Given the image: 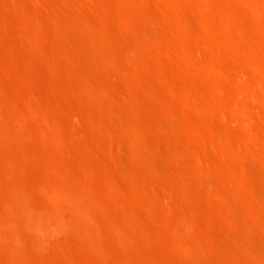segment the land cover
I'll return each mask as SVG.
<instances>
[{"label":"bare ground","instance_id":"1","mask_svg":"<svg viewBox=\"0 0 264 264\" xmlns=\"http://www.w3.org/2000/svg\"><path fill=\"white\" fill-rule=\"evenodd\" d=\"M14 1L17 16L12 9L11 14L8 0H0V246L10 249L18 264H94L88 251L98 257L96 264H264V0H247L258 39L235 17L233 26L222 25L229 44L236 40L237 25L247 65L240 68L255 71L258 83L239 75L240 85L232 86L230 94L220 80L212 84L204 79L197 84L201 88L183 96L193 106L200 101L191 93L211 91L220 103H212L208 118L229 116L244 126L248 137L237 138L232 127L220 129L215 121L206 122L211 137H204L205 128L188 111L174 131L181 139L177 147L162 137L164 146L148 142L147 151L141 147L143 121L123 108L144 110L123 92L110 68L133 75L125 60L134 57L135 46H144L142 35L150 32L131 11L133 0H117L116 15L111 0H33L36 8ZM167 4L183 27L180 33L194 39L179 12L182 0ZM70 5L78 18L59 13ZM46 6L70 41L71 48L56 45L63 62L44 43L53 37L45 28L50 17L43 14ZM86 6L106 11L95 21ZM144 16L148 24L157 21L167 31L176 29ZM69 21L86 27L81 36L67 32ZM15 22L23 28H14ZM118 25L122 33L116 32ZM16 28L33 43H19ZM155 40L170 43L167 38ZM228 54L239 63L231 51ZM210 64L211 72L226 75L218 62ZM189 70L193 78L200 77L197 65ZM97 151L111 153L112 159L99 157ZM128 151L135 164L123 159ZM225 155V163L217 161H224ZM165 157L181 162V167L177 162L162 167L159 161ZM40 164L51 178L38 172ZM213 170L220 177H212ZM145 172L152 174L149 184L155 188L157 177L170 180L164 193L159 188V194L149 191ZM121 174L128 176V183L120 181ZM97 178L104 180V187ZM65 245L81 251L80 261L67 252L45 254L46 248Z\"/></svg>","mask_w":264,"mask_h":264},{"label":"rangeland","instance_id":"2","mask_svg":"<svg viewBox=\"0 0 264 264\" xmlns=\"http://www.w3.org/2000/svg\"><path fill=\"white\" fill-rule=\"evenodd\" d=\"M11 1L12 0H10L11 3L10 5L8 0V4L9 6H11V8L9 7L10 12L12 14V12L14 11L13 13H15L17 16L18 14L14 10L16 7L14 3L16 2L15 1L11 2ZM34 1L24 0L25 3L26 2L29 3V4L27 3L28 6H30L31 8L32 7L36 8L37 4ZM160 1H162L163 4H160L158 0H146L144 2L141 0H133V3L131 4V8H130L131 11L134 14H137L140 19V22L144 24L146 29L150 30V32L143 33L142 35L141 40L142 43H144V46H138V45L135 46L136 49L134 52L135 54L134 57L132 59L126 58L125 60L126 66L132 67L131 70L135 71L133 75L128 74V71L122 73L118 69L114 67H110L112 71H115L118 74V81L121 82L123 92L125 94H129L130 96H132L134 100L137 101V103H139L142 109L144 110L143 113H140L134 107L126 106L123 108V110L128 114H130L133 119L139 118V121L140 120L143 121L144 127L141 129V132L144 141L142 142L141 147L147 151L148 142H155L153 144L162 147L164 146V141L162 140V137L166 138L170 143H172V145L177 147L181 139L179 136L175 134L176 132L174 131L176 130V126L180 124L182 121V117H183L182 113L184 112L188 113V111H189L188 114H191L192 112L191 116L193 119L196 118L194 119L195 121L196 120L197 122L199 121L198 124H200L201 128L203 127L205 128L202 130L203 134L205 133L204 137L207 138L211 137L209 136L210 134L208 135L209 133L208 129L206 130V125H207L206 122L208 123L210 121H215L216 125L219 126L220 129L222 128L225 129L226 127H232L231 129L235 134H237V138L238 136L239 138H241L242 136H243L242 138H247L248 135L247 132H245L244 126L242 127L241 126L242 124L240 122H236L235 120L231 119L229 116L227 117L226 115L223 116V114L221 115L217 114L211 116L212 118L209 117L211 118V120L208 118V115L214 110V105H212V103L213 102L217 103V101L218 104L220 103L218 97L214 96V94L211 91H209L210 93L209 92L205 93V91L197 90L195 94L191 93V98L196 97L199 99L200 101L199 104H201L200 106L201 108H199L198 103L197 105L196 103L195 104L193 103L195 106L194 105L192 106L191 105L192 103L189 102L186 98H183V96L186 92H188V90L201 88L202 86L197 84L202 83L204 79L207 83H212V84L219 82L220 80L221 84L224 85L223 87L226 88L225 89L227 91L226 93H230V94L232 93L231 92L232 86L240 85L238 84L239 75H244V77L247 80H249L250 82L253 81L252 83L257 81L258 76L257 77L255 76L257 75L255 71L254 73L252 70H251L252 72L248 71L247 73H245L243 71L244 69L240 68V66L246 68L247 65L245 64V59L242 53L243 48L245 47L244 46L245 40L241 37L240 33L236 31L237 25L234 28L236 33V40L234 41L233 44L228 43L226 34L224 33L225 31L223 30V26H222L224 23H229L232 24L233 26V22H234L233 17H235L244 24L246 30L250 32L251 35L254 34L253 35L254 40L258 39V33H257L258 28L255 25V22H253L254 20L252 16L249 14L250 13L249 8L247 7L249 6L248 1L247 0H209V1L205 0L208 2V4L204 5L202 3V0H182L181 8L183 10L180 9L179 12L181 13V15L183 14L182 16L185 15L184 18L188 20L187 21L188 26H190L191 31L194 34V39L187 37V34L182 35L180 33L183 31V27L181 23L173 15V11H175L176 7L174 8L173 3H171L170 4L171 7L173 6L172 8L173 11H172L167 4V2H170L172 0L170 1L165 0L166 2L164 0H160ZM116 2L117 0L110 1L112 9L115 8L117 4ZM164 3L167 5H165ZM86 7L88 13L93 15V16L91 15V17L92 18L94 17L93 19L95 21L100 20L102 14L106 11L105 9H100L97 12L92 8L90 10V6H86ZM45 8L46 10H44ZM45 8L43 9L45 12L44 11H43L44 13L42 12L43 14L46 15V17L45 15L44 17L48 18L50 16L49 19H51V20L46 19L45 28L47 32L52 34L53 37L46 38L44 40V43L47 45L46 47L47 48L49 47V49L54 51L61 60V56L56 50V45L58 44L63 48H71L70 41L64 37L63 35L64 30L62 31L63 28H61V26H59L58 24L54 23V21L52 20L50 13L52 12V10H50L49 7L47 8V6ZM67 8H69V10L68 9L67 10L70 14H68V12H65L67 10L65 11L59 10L61 11L59 13L62 15H65V13H67L66 18L67 17L69 18L70 15L74 16L75 18L79 17L76 11L72 12L73 9H75L74 6H72V11H70L71 5L70 7L68 6ZM102 10L104 11L102 12ZM62 11L64 12L62 13ZM46 13L48 14L50 13V15L48 16ZM111 13L116 15V13L118 12L115 9H113L111 10ZM145 13L149 14L152 18H154V20L162 19L167 25L171 27H175L176 29L174 31H167L157 21L152 24H148L144 16ZM230 14L232 16H230ZM15 23L16 25H14V28L16 26L20 27L22 25L20 27V29H22L24 26L21 23H20L21 25H19L18 22ZM82 26L83 25L81 23L77 25H73L69 21L66 24L67 32L71 33L74 36H78V35L81 36L82 30L86 28L85 26L83 27ZM95 28H97V26H95ZM115 28L117 30V31L115 30L116 32L122 33V30L120 31L119 29L121 28L119 25L116 26ZM16 30L18 32L17 28ZM16 37H17L16 38L17 41L18 42L20 41L21 44L24 46H28L31 43H33V40L20 33V30L18 34H16ZM156 38L170 39V43L168 44L167 41L165 40L166 42L162 44H158L155 40ZM256 43L257 42H254L255 45ZM228 47H230L229 49L231 50H228L227 49ZM87 50H89V52L92 51L94 52V50L89 48V46ZM184 50H187V53H189L188 56L184 53ZM229 51L233 53L235 60L239 61V63L236 64V62L233 61L232 57H230V54H228ZM44 60L45 58L42 61ZM212 61L218 62L223 67V71L226 72V75H223V73L221 74L218 73L216 75L214 74V72H211L213 66H211L210 63ZM60 62L63 61L61 60ZM43 63H45V61ZM46 63L48 62L46 61ZM46 63L44 65H47ZM190 65L193 66L197 65L198 73L200 74L199 75L200 77H197L199 80L193 78L190 75V70H189ZM18 81L23 83L20 79ZM222 81L224 84L222 83ZM257 83H255V85ZM236 88L238 90L239 87ZM245 94L247 95L246 92ZM246 95H244L243 92V96ZM248 97H246V99L252 101L250 97L249 98ZM184 100L187 102H185ZM201 110L203 111L205 110L204 111L205 113ZM229 118L230 120H233V122L232 121L230 122V120H228ZM181 124L183 125L184 122H182ZM186 131H187L186 134L188 133L189 136L188 138L190 140H193L194 138L193 136L190 137L191 134L189 130L186 129ZM97 153L99 157H101L100 155H104L101 158L105 157L107 158V160L112 159V154L109 152L106 153L103 152L104 154H102L101 152L97 151ZM107 153L111 155H108ZM107 155L110 157H108ZM223 158L222 159L224 161H222L221 158H218L219 160L217 161L219 162L221 161L220 163H225L227 158L226 155ZM123 159L128 163L129 162L132 164L136 163V159H134L130 151L125 153ZM167 159H168L167 157L160 159L163 161V162L159 161L160 163H162L161 164L163 165L162 167L169 169V167L175 165L176 162H177L176 165L178 166L180 165L181 167V162L179 161L174 162V160L171 158H169L171 159L170 161L169 159L168 160ZM195 163L196 162L193 160L192 165L198 166L197 163L196 165ZM169 164L171 165L169 166ZM37 167L38 165L36 166V168ZM40 167H42V169H40ZM37 170L40 174H42V176H44V179L45 177L48 179L52 177L50 173L47 171V169L44 168L43 165L41 166V164L37 168ZM112 171H114L115 173L114 169L110 170V172ZM212 172H213L211 173L212 177L214 178H217L218 176L220 177V175L216 173L215 170H213ZM168 173L170 174V176H172L170 171H168ZM148 174L149 172L147 173L145 172L144 178L146 180H149L147 181L148 188L150 189L149 191H153V192L155 191L156 193L158 192V194L161 191L162 193H164L166 188H168L170 185L169 183L170 180L169 179L165 180L164 178H161L162 179L161 180L159 177H157L158 178L157 182L159 185H157L155 188L152 187L153 185H151L153 176L152 174L151 175ZM127 178L128 176L126 174H124V176L122 174L119 176L120 181H124L125 183H128ZM34 180L31 179L30 182L35 183ZM97 182L99 185H101L102 183L101 185L102 187L105 186L103 179L97 178ZM165 185H167L166 188L164 187ZM157 189L158 191H156ZM0 194H3L2 191H0ZM179 199L182 200L181 196ZM105 201H106V205L109 204L107 206L108 208H112V209L114 208L112 207V204L109 202V200L107 201V199H105ZM155 245L160 248L158 244ZM7 249L6 247L0 246V264H18L19 261L14 258L15 256L12 255L10 249H8L9 251ZM46 251L51 256H54V253H56L55 254L56 256L67 252L71 257H73V259H78V258L80 259L82 257L81 251H78L77 248L72 245L71 247L70 246L67 247L66 245L59 247L53 246V248L52 247L46 248L45 254H47ZM172 254L174 255L173 252ZM175 257L179 260L181 259V257H179L178 254ZM87 258L91 260V262L93 261L92 263L94 264L99 262L98 257L93 252L88 251ZM79 259L76 261H80ZM44 264H51V263L49 261H44Z\"/></svg>","mask_w":264,"mask_h":264}]
</instances>
